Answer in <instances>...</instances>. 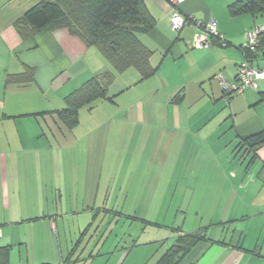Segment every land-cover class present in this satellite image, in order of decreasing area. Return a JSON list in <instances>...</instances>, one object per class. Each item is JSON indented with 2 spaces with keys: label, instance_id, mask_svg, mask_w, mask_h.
Returning a JSON list of instances; mask_svg holds the SVG:
<instances>
[{
  "label": "crops",
  "instance_id": "1",
  "mask_svg": "<svg viewBox=\"0 0 264 264\" xmlns=\"http://www.w3.org/2000/svg\"><path fill=\"white\" fill-rule=\"evenodd\" d=\"M41 1L0 0L8 264H157L197 233L206 240L179 264H264V145L256 155L239 148L264 132V81L226 100L215 80L236 77L246 34L262 19L232 16L238 0H186L178 11L193 20L175 31L169 1L145 0L153 28L140 39L156 72L141 80L67 29L24 40L16 22ZM197 21H214L226 44L192 49ZM255 61L264 70V48ZM94 77L113 101L83 107L69 128L58 111Z\"/></svg>",
  "mask_w": 264,
  "mask_h": 264
},
{
  "label": "trees",
  "instance_id": "2",
  "mask_svg": "<svg viewBox=\"0 0 264 264\" xmlns=\"http://www.w3.org/2000/svg\"><path fill=\"white\" fill-rule=\"evenodd\" d=\"M229 12L232 16L249 14L264 22V0H238L229 6ZM16 28L24 40L37 33L67 29L88 47L97 49L115 72L135 69L140 73L141 80L152 77L156 72L150 63L152 52L140 39L141 33L153 28V19L145 8V0H43L16 22ZM214 41L219 43L217 39ZM263 48L264 33L260 35L257 51L246 53V58L259 69L255 57ZM105 78L110 82L112 74L109 79ZM108 82L105 84L94 77L69 94L65 99L66 107L58 111L61 120L69 128H74L83 107L98 101H113L109 96ZM181 100L179 93L175 101ZM263 145L264 132L244 138L239 145L240 153L256 155ZM201 240H206L201 233L180 237L157 264L181 263ZM8 259L9 248H0V264H8ZM75 263L70 261L65 264Z\"/></svg>",
  "mask_w": 264,
  "mask_h": 264
},
{
  "label": "built area",
  "instance_id": "3",
  "mask_svg": "<svg viewBox=\"0 0 264 264\" xmlns=\"http://www.w3.org/2000/svg\"><path fill=\"white\" fill-rule=\"evenodd\" d=\"M174 7V12L170 18L171 28L175 31L182 30L190 23V19L180 14L178 7L186 0H168ZM196 33L191 43V48L195 50L209 49L213 46V41L217 39L219 43L225 45L226 39L224 35L217 31L214 21L203 23L197 21L195 23ZM264 33V23L255 26L246 34V43L243 47V59L237 67V74L234 79L228 78L224 73L220 72L215 76V80L221 86L226 100L243 94L246 90L258 91L260 83L264 81V70L259 69L246 58V53H255L259 46L260 35Z\"/></svg>",
  "mask_w": 264,
  "mask_h": 264
},
{
  "label": "rangeland",
  "instance_id": "4",
  "mask_svg": "<svg viewBox=\"0 0 264 264\" xmlns=\"http://www.w3.org/2000/svg\"><path fill=\"white\" fill-rule=\"evenodd\" d=\"M229 144V143H228ZM228 148H230L232 150V148L228 145ZM113 199H114V196H113Z\"/></svg>",
  "mask_w": 264,
  "mask_h": 264
}]
</instances>
